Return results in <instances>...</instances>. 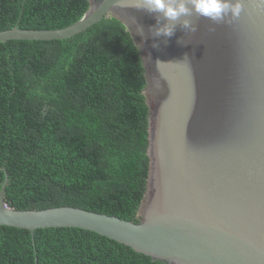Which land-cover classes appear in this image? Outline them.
Listing matches in <instances>:
<instances>
[{"label": "water", "instance_id": "water-1", "mask_svg": "<svg viewBox=\"0 0 264 264\" xmlns=\"http://www.w3.org/2000/svg\"><path fill=\"white\" fill-rule=\"evenodd\" d=\"M87 1L71 26L14 27L0 31V43L65 40L109 17L125 26L147 82L150 163L141 220L73 207L10 209L2 169L0 226L28 230L33 246L36 230L73 228L163 264H264V2L244 0L231 23L193 14L196 32L177 26L171 38L154 39L156 20L137 11L136 0Z\"/></svg>", "mask_w": 264, "mask_h": 264}, {"label": "trees", "instance_id": "trees-1", "mask_svg": "<svg viewBox=\"0 0 264 264\" xmlns=\"http://www.w3.org/2000/svg\"><path fill=\"white\" fill-rule=\"evenodd\" d=\"M88 8L87 0H0V31L63 29ZM146 86L139 50L114 17L65 40L0 43L5 206L138 223L150 163ZM34 242L28 230L0 226V264H163L80 229L36 230Z\"/></svg>", "mask_w": 264, "mask_h": 264}, {"label": "clouds", "instance_id": "clouds-1", "mask_svg": "<svg viewBox=\"0 0 264 264\" xmlns=\"http://www.w3.org/2000/svg\"><path fill=\"white\" fill-rule=\"evenodd\" d=\"M134 7L154 17L156 24L149 28V33L156 39L171 38L177 26L185 34L196 32V27L189 19L193 14L213 24L231 23L239 19L244 0H136ZM141 35L147 39L142 27ZM178 43L183 44L181 41ZM152 47H159V44L153 43Z\"/></svg>", "mask_w": 264, "mask_h": 264}]
</instances>
